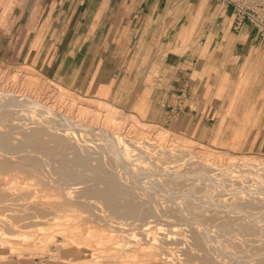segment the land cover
Returning a JSON list of instances; mask_svg holds the SVG:
<instances>
[{
    "label": "rangeland",
    "instance_id": "rangeland-1",
    "mask_svg": "<svg viewBox=\"0 0 264 264\" xmlns=\"http://www.w3.org/2000/svg\"><path fill=\"white\" fill-rule=\"evenodd\" d=\"M102 1V7L107 8L108 2ZM134 1L141 7L140 0ZM161 1L162 7H177L181 9L179 12H188L177 15L178 22H189L192 26L210 24L213 29L198 37V45L210 46L213 53L219 51L218 45L225 40L224 33L229 26L231 32L237 33L243 24L249 25L253 29V80L259 79L257 90L262 92L264 0ZM77 3L78 0H0V89L29 100L38 98L96 126L114 128L130 140L131 145L125 143V146L136 154L131 156L125 152V156L117 157L110 151L109 144L103 143L100 137L94 140L88 131L74 132L76 142L73 136L70 139L65 136L62 143L57 135L52 136L61 132L60 123L36 122L37 111L14 107L2 99L0 264H264V155L253 150L227 149L218 142H206L176 132L166 124L145 120L126 106H120L114 96L61 82L55 70L63 64L55 60L65 59L59 46L62 33L59 27L64 22L73 26L77 9L79 11ZM238 8L253 13V22L245 19L237 25ZM84 9L82 5L80 11ZM69 33L72 34L65 31L67 37ZM81 33L86 38L93 32ZM103 33L106 34H93L102 40ZM112 33L109 31L110 37ZM68 49L74 51L73 47ZM126 50L122 46L84 45L80 57L66 56L68 61L72 60L67 63L68 72L80 66L88 68L91 74L95 72L91 68L101 66L110 68L105 72L106 77L113 74L111 68L120 65L113 62L114 54L120 56ZM100 52L104 59L108 56L111 61L97 63ZM181 89H185L184 94ZM179 96L183 106L173 110L174 114L188 109L185 84L176 93L177 106ZM238 116L241 115L238 113ZM141 122L157 125L148 128ZM42 124L47 129L42 134L46 151L36 150L32 145L16 152L4 151L3 133L8 132L11 143L19 145L24 134ZM164 128L177 135L159 142L156 129ZM148 141L152 145L144 147ZM190 150L195 154L192 157ZM197 155L226 165L221 169L207 166L210 170L199 166L200 171L196 170L198 165L192 163ZM130 158L133 164L144 162V165L136 163L134 171L130 172L124 166ZM233 158H242L246 163L227 164ZM96 174L106 175L110 180L114 175L112 179L118 180L117 184L111 181V185L107 179L98 181ZM107 183L121 187L122 192L115 201L118 209H113L108 200L95 192L105 189ZM83 186L92 187L94 191L90 193ZM127 202L142 213H129L124 206Z\"/></svg>",
    "mask_w": 264,
    "mask_h": 264
},
{
    "label": "crops",
    "instance_id": "crops-1",
    "mask_svg": "<svg viewBox=\"0 0 264 264\" xmlns=\"http://www.w3.org/2000/svg\"><path fill=\"white\" fill-rule=\"evenodd\" d=\"M105 1L107 8L102 7V0H78L73 26L64 22L59 27V46L65 59L55 60L63 63L55 70L61 82L114 96L120 106L176 132L218 142L227 149L253 150L264 155V81L260 82L263 88L258 93L259 79L253 80V29L249 25L243 24L237 33L231 32L229 26L225 40L218 45L219 51L213 53L210 46L198 45V37L209 31L210 24L192 26L178 22L177 15L188 14L179 12L180 8L162 7L161 0H140L141 7L134 0ZM82 5L84 12L80 11ZM105 9L111 13H105ZM114 15L118 18L113 19ZM84 30L106 34L102 40L93 33L83 38ZM65 31L72 34L67 37ZM109 31H113L111 37ZM72 36L75 39L71 40ZM84 45L122 46L128 50L120 56L114 54L113 62L120 64L111 68L114 76L105 77L110 68L101 66L91 68L95 70L92 75L88 68L80 66L68 72L67 63L72 60L66 56L80 57ZM71 47L74 51L68 49ZM55 54L58 57L59 52ZM94 54L98 55L96 51ZM103 56L100 52L96 62L111 61ZM184 84L188 109L174 114L176 93Z\"/></svg>",
    "mask_w": 264,
    "mask_h": 264
},
{
    "label": "bare ground",
    "instance_id": "bare-ground-1",
    "mask_svg": "<svg viewBox=\"0 0 264 264\" xmlns=\"http://www.w3.org/2000/svg\"><path fill=\"white\" fill-rule=\"evenodd\" d=\"M4 89V88H3ZM3 89H0V102H1V100L2 99H6L5 101L7 102H9V103H11L14 107H17V108H23L24 110L25 109H27L28 111H37V116H38V118H34L35 120H36V122H40V121H43V122H45L46 120L47 121H56L57 123H60L61 124V126H63V128H60L61 130V132L59 133V134H57L58 132H56V133H52V136H54V135H57L58 137V140L59 141H61L62 143H64V138H65V136H69V139L71 138V136H73L74 137V141L76 142V138H75V133L76 132H79L78 134H80V132H84V131H88L90 134H91V138H93L94 140H95V138H97V137H100V139H101V141L103 142V143H106V144H109L110 145V151H112V154H116L117 155V157H121L122 155H124L125 156V152H126V155L127 154H129V155H133V154H136V153H134V152H132V151H130L128 148H126V146H125V143H127L126 145H131L130 144V140L129 141H127L125 138H124V136L123 135H121L119 132H117V131H115V129L113 128V129H108L106 126H103V125H100V126H96V124H94V123H92V122H86L84 119H82V118H80V117H73V116H71V115H69V114H67V112L66 113H64V112H61V110H59V109H56L54 106H51V105H47L46 104V102H43V101H41L40 99L38 100V98L37 99H35V100H33V99H31V100H29V99H25V98H23L22 96H20V95H17V94H15V92H12V91H8V92H4V90ZM6 91V90H5ZM75 95H76V97H82L80 94H78V93H74ZM4 103V102H3ZM33 113V112H32ZM34 115V114H33ZM35 115H36V113H35ZM47 116V118H43L44 116ZM50 117H52V119H49ZM35 120H33V121H35ZM138 122H139V120H137ZM141 124H143V125H145V126H147L148 128H150V127H152V126H156L157 124H154V123H145V122H141ZM47 128H49L48 126H46ZM45 129L46 128H44V125L42 124V125H35L34 127H32V129L27 133V134H24V138L18 143L19 145H16V144H12L11 143V141L9 140L10 139V135H9V133L8 132H5V133H3L2 134V143H3V146H4V148L6 149H4V151H7V152H16V151H18V150H20L21 148H23L24 146H26V147H32L33 146V148L34 149H36V150H42V151H46V148H47V146H46V144H45V141L43 140V138H42V134H44L43 132H45ZM47 130V129H46ZM156 131H157V134H158V137H159V142H162L163 140H165L166 138H168V137H170V135L172 136V134L174 135V134H176L175 132H172V131H170V129H166V128H164L162 131H158V129H156ZM75 132V133H74ZM47 133H48V131H47ZM49 135H51L50 133H48ZM47 134V135H48ZM77 134V133H76ZM84 134V133H83ZM82 134V135H83ZM87 135V134H86ZM177 135V134H176ZM44 136V135H43ZM87 137H90V136H87ZM173 137V136H172ZM175 137V136H174ZM178 137V136H177ZM85 138V137H84ZM92 139V140H93ZM172 139V138H171ZM172 141V140H171ZM173 141H174V139H173ZM97 142V141H96ZM99 142V141H98ZM74 144V146H75V143H73ZM81 144V143H80ZM98 144H101L100 142L98 143ZM148 144V145H147ZM147 144L146 145H143L144 147H149V145H152V142H150V141H148L147 142ZM32 145V146H31ZM102 145V144H101ZM103 146V145H102ZM115 146V147H114ZM104 147V146H103ZM76 148V147H75ZM74 148V149H75ZM105 148V147H104ZM103 148V149H104ZM112 148H113V150H112ZM76 149H78L79 150V148H76ZM107 149V148H106ZM190 149V148H189ZM188 149V150H189ZM77 150V151H78ZM109 150V149H108ZM183 150V149H182ZM185 150V149H184ZM183 150V151H184ZM75 151V150H74ZM76 151V152H77ZM191 151V150H190ZM30 152V151H29ZM76 152H74L75 154H79V153H76ZM186 151H184V154H186L185 153ZM188 152V151H187ZM192 152V151H191ZM191 152H189L188 154L190 155L191 154ZM27 153V152H26ZM25 153V154H26ZM111 153V152H110ZM179 153H182V152H179ZM178 153V154H179ZM17 154V153H16ZM183 154V153H182ZM181 154V155H182ZM192 154L193 155H190L191 157L192 156H194L195 154L192 152ZM10 155V154H9ZM12 155V154H11ZM105 155V154H104ZM183 156H185V155H183ZM128 157V156H127ZM186 157H187V155H186ZM28 158V157H27ZM181 158V157H180ZM180 158H178V159H180ZM246 158V157H245ZM99 159V158H98ZM133 159V158H132ZM182 159V158H181ZM181 159L180 160H178V161H181ZM183 159H185V158H183ZM250 160V159H249ZM34 161V160H33ZM78 161L79 162H81L82 163V159H80V158H78ZM132 160H131V158H130V161L126 164V165H124L127 169H128V171L130 170V172H132V171H134V165L137 163V162H134V164H133V162H131ZM184 161V160H183ZM195 161V162H194ZM194 161H191V163L192 162H194V163H192V164H197V165H195V167L194 168H196V166H197V169L196 170H199L200 168H199V166L202 168V167H205V168H207V170H210V168H208L207 166H210V167H215V168H219V169H221L222 167H225V165H219V164H217V162H215V161H213V160H210V158L208 157H205V158H203L202 156L201 157H199L198 155L195 157V160ZM236 162V161H238V163H241V165H242V163H244V165H245V163H246V161L244 160V159H242V158H233V159H231L230 161H227V164H229V163H232V162ZM245 161V162H244ZM140 163V162H139ZM139 163H137V164H139ZM143 163V165H144V162H141L140 164H142ZM146 163V162H145ZM180 163H183L182 161L180 162ZM249 162H247V164H248ZM254 163V162H253ZM85 164V163H84ZM136 164V165H137ZM178 164V163H177ZM250 164V163H249ZM135 165V166H136ZM251 165V164H250ZM254 165H256V164H254ZM87 166V165H86ZM99 164L97 163V168H99ZM139 166V165H138ZM257 166H259V165H257ZM264 166V165H263ZM256 167V166H255ZM102 168V167H101ZM140 168V167H139ZM204 168V169H205ZM122 169V168H121ZM191 169V168H190ZM204 169H202V170H204ZM206 170V169H205ZM204 170V171H205ZM229 170V169H228ZM127 171V172H128ZM185 171V170H184ZM200 171V170H199ZM225 171H227V170H224L223 172H225ZM181 172H183V170H181L179 173L181 174ZM223 172H221V173H223ZM232 172V171H231ZM184 173H186V172H184ZM258 174H260V173H258ZM258 174H256V175H258ZM178 175L179 174H177V177H178ZM223 175H225V173H223ZM223 175H222V177H223ZM99 176V177H98ZM112 177H111V180H110V178L109 179H107V178H105L106 177V175H95V177L96 178H100V179H98V181L99 180H101V179H107V180H109L110 182L112 181L113 183H115V185L117 184L116 182L118 181V180H114V179H112L113 177H114V175H111ZM181 176H184L183 174L181 175ZM262 176H264V175H262ZM119 177V176H118ZM157 177V176H156ZM161 177V176H160ZM158 178L159 179V182H161L160 180H161V178ZM225 177H227L226 175H225ZM224 177V178H225ZM223 178V179H224ZM167 179V178H166ZM173 179H176V178H173ZM254 179V178H253ZM264 180V179H263ZM262 180V181H263ZM85 181V180H84ZM155 181H157V179H155ZM167 181V183H169L168 182V180H166ZM229 181V180H228ZM241 181V180H240ZM96 182V181H95ZM112 182L110 183L111 185H112ZM158 182V181H157ZM162 182H163V179H162ZM164 182H165V180H164ZM101 183H104V182H101ZM119 183V182H118ZM171 183V182H170ZM173 183V182H172ZM171 183V184H172ZM84 184V183H83ZM105 184V183H104ZM108 184V183H107ZM159 184H161V183H159ZM164 184V183H163ZM176 184V183H175ZM251 184V183H250ZM72 185V184H71ZM89 185V184H88ZM91 185V184H90ZM109 185V184H108ZM106 186V188L105 189H102V190H96L95 192H97V194L100 196V197H102L103 199H106V200H108L109 201V205L113 208V209H118V206H117V202H115L116 201V198L118 197V194H121V192H120V190H121V187H120V185H119V187H117V186H115V185H113L112 187H111V185H109V186ZM165 185V184H164ZM163 185V186H164ZM167 185V184H166ZM169 185V184H168ZM75 186V185H74ZM176 186V185H175ZM174 186V187H175ZM177 186H178V184H177ZM84 187V186H83ZM168 187H170L171 188V185H169ZM168 187H167V189H168ZM84 188H87V190L91 193L92 191H94V189L92 188V187H84ZM166 188V187H165ZM173 188V187H172ZM72 189V188H71ZM123 189V188H122ZM93 196V195H92ZM119 196H121V195H119ZM124 206L125 207H127L128 208V212L129 213H131V214H141L142 212H141V209L139 210V209H137V207H135L134 206V204H132V203H130V202H127V203H124ZM235 209V208H234ZM145 211V210H144ZM127 212V211H126ZM127 212V213H128ZM126 213V214H127ZM197 223V222H196ZM191 228H192V226H191ZM165 232V231H164ZM171 236V235H170Z\"/></svg>",
    "mask_w": 264,
    "mask_h": 264
},
{
    "label": "built area",
    "instance_id": "built-area-1",
    "mask_svg": "<svg viewBox=\"0 0 264 264\" xmlns=\"http://www.w3.org/2000/svg\"><path fill=\"white\" fill-rule=\"evenodd\" d=\"M236 23H237V25H239V24H241V22L243 21V20H245V19H248V20H250L251 22H253V13H250V12H248V10H246V9H241V8H238V10H237V12H236ZM184 90L185 89H181V94H184ZM182 96V95H181ZM181 96H179V98H180V100L178 101V106L176 105L175 107H174V109L173 110H175L176 111V109L178 108H181V106H183L182 105V97ZM178 98V97H177Z\"/></svg>",
    "mask_w": 264,
    "mask_h": 264
}]
</instances>
